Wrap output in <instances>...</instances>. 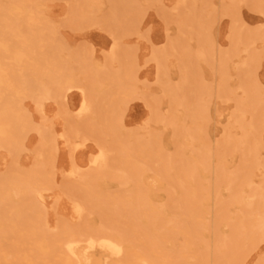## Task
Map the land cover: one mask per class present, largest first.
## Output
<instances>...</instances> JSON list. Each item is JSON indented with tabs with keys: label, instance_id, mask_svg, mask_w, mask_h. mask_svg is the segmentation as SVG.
<instances>
[{
	"label": "rangeland",
	"instance_id": "1",
	"mask_svg": "<svg viewBox=\"0 0 264 264\" xmlns=\"http://www.w3.org/2000/svg\"><path fill=\"white\" fill-rule=\"evenodd\" d=\"M128 1L131 8L105 0L104 9L86 5L85 14L46 18L35 13L0 21V40L10 48L9 54L0 51V61L15 69L12 56L21 51L27 58L18 62L19 67H40L38 76L47 80L48 89H55L54 95L40 102L42 111L36 109L32 99L21 100L32 129L24 133L23 148L18 153L12 155L0 149V213L6 217L4 224L10 223L8 218L22 207L18 199L10 198L13 190L8 181L37 170L34 181L41 202L34 201L40 209L39 222L46 225L50 237L59 234L61 223L68 228L85 226L89 213L95 224H106L113 231L107 219L115 215L107 209L118 205L119 198L125 199L133 190L145 192L146 188L133 175L127 185L112 178L120 175L122 166L111 154V168L102 172L100 183L96 182L97 172L90 168V160L99 145L111 151L109 128L113 127L117 140L135 146L137 151L149 138L147 158L151 160L157 155L165 160L176 155L186 159L181 146L186 142L198 145L196 126L200 123L190 116L197 102L190 97L195 87L205 85L212 91L204 120L200 121L205 122L204 137L211 145L226 135L228 116L242 94L236 87L256 84L264 90V0ZM65 2L70 4L71 0ZM29 33L35 39L31 49L22 42ZM234 36L241 37L245 44L231 53ZM183 53L185 56L180 57ZM220 53L228 55L227 63L221 66ZM251 58L252 64L242 65ZM181 69L187 72L183 85ZM220 76H226L230 100L218 95ZM83 82L89 84L96 101L89 113L79 115L82 95L78 87ZM179 86L180 96L190 97V106L183 104L172 111L162 98ZM5 88L10 90L13 85ZM57 90L62 93L60 97ZM175 110L182 118L181 125L172 124ZM43 128L48 130L45 136L39 131ZM44 138L46 147L36 158ZM71 143L82 145L74 148ZM135 160L137 168H145L142 157ZM75 166L80 167L79 176L95 194L87 195L78 178L69 176ZM159 172L147 171L149 182ZM196 180L206 181L201 176ZM109 194L116 196L110 201H97ZM220 195L227 197L225 191ZM167 197L162 198L166 205L182 206L176 196L169 202ZM123 229L120 225L114 230ZM219 231L225 232L226 228L221 226Z\"/></svg>",
	"mask_w": 264,
	"mask_h": 264
},
{
	"label": "bare ground",
	"instance_id": "2",
	"mask_svg": "<svg viewBox=\"0 0 264 264\" xmlns=\"http://www.w3.org/2000/svg\"><path fill=\"white\" fill-rule=\"evenodd\" d=\"M109 1L126 6L131 2ZM86 5L102 10L106 3L105 0H71L70 4L65 0H0V21L35 13L46 18L85 14ZM22 42L28 49L35 46L30 33L22 37ZM244 44L241 37L234 36L231 53L239 51ZM170 47L174 48L173 43ZM201 47L207 48L204 44ZM0 51L10 52L2 40ZM184 56L185 53L180 55ZM12 58L15 69L0 61V149H7L13 155L23 148L24 133L32 129L21 108V100L32 99L36 109L42 111L40 102L54 95L55 89H48L47 80L38 76L40 67L33 70L19 67L18 62L27 58L21 51L15 52ZM252 60L242 65L249 66ZM227 61L228 55L220 53V66ZM181 75L183 85L187 82V72L181 69ZM218 83L219 97L230 100L226 76H220ZM10 85L13 88L7 90L5 86ZM78 89L82 100L77 114H87L96 99L91 95L89 84L83 82ZM236 89L242 94L228 116L226 135L215 145L205 140L206 125L200 122L212 98L211 88L198 86L190 93L197 101L190 116L200 124L196 126L198 145L186 142L181 146L186 159L176 155L165 160L157 155L156 160H151L147 158L149 138L140 145L141 151H137L135 146L117 140L113 127L109 128V135L113 137L111 151L99 145L97 154L90 160V168L97 172L96 182L100 183L104 177L102 172L111 168L108 159L111 154L122 166L120 175H111L112 178L127 185L133 175L146 188L145 192L133 190L123 200L118 197L120 203L107 209L115 215L107 217L109 226L115 229L121 225L124 229L120 232L109 230L106 224H95L89 213L85 226L68 228L61 223L59 234L50 237L46 225L39 222L40 209L34 201L35 198L41 202L35 189L37 170L9 180L13 190L10 198L18 199L22 207L8 218L10 223L7 224L3 222L6 217L0 213V264H264V90L256 84L252 87L241 84ZM181 92L179 86L173 94L162 98L172 111L183 104L190 106L187 102L190 97L180 96ZM57 93L58 97L62 94L58 90ZM176 113L177 110L172 113V124L181 125L182 118ZM39 131L43 136L48 133L45 128ZM69 145L78 148L82 144ZM44 147L45 138L40 142L36 158ZM137 157H142L145 168L135 166ZM79 170L80 167L75 166L68 174L78 178L87 195H92L94 192L88 188L84 177L79 176ZM149 170L160 171L153 175L151 182L146 174ZM196 176L206 181L197 182ZM175 187L180 192L169 190ZM221 191L227 193L226 198L220 195ZM104 196L97 201H110L116 195ZM166 196L168 202L176 196L182 206L166 205L162 199ZM221 226L226 228L225 232L219 231Z\"/></svg>",
	"mask_w": 264,
	"mask_h": 264
}]
</instances>
